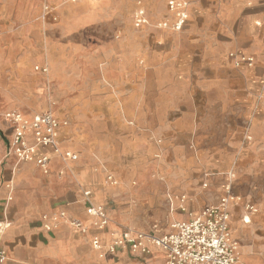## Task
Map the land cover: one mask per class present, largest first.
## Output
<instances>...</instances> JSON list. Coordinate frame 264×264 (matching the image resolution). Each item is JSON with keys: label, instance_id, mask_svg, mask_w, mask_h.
Masks as SVG:
<instances>
[{"label": "crops", "instance_id": "1", "mask_svg": "<svg viewBox=\"0 0 264 264\" xmlns=\"http://www.w3.org/2000/svg\"><path fill=\"white\" fill-rule=\"evenodd\" d=\"M138 2L151 21L169 15L168 0H49L45 20L61 17L60 40L48 33L36 46L18 38L7 43L3 61L20 90L44 93L46 73L37 67L46 65L47 50L53 95L61 108L53 112L68 122L59 128L60 147L77 153L79 160L63 162L46 148L38 155L52 152L49 174L33 161L18 163L14 155L7 156L13 131L1 118L0 221L11 224L0 232V245L9 253L6 264H161L160 250L150 255L121 250L100 260L92 239L110 242L121 234L105 202L117 200L122 186L107 181V168L92 154L101 153L121 178L138 158L130 151L190 147L198 148V157L188 150L183 159L175 155L174 164L162 174L165 181L152 179L157 187L153 192L163 196L162 185L167 183L176 194L173 203L189 214L178 220H187L217 204L231 185L239 200L230 210V228L240 244L241 260L264 264V0H192L182 34H162L167 42L157 46L159 61L150 55L152 46L137 44L135 34L127 37L128 46L122 45L124 36L117 31ZM20 10L0 6V24L18 21ZM95 24L102 26V42L88 59L83 31ZM235 51L255 55V67L249 72L235 68L227 55ZM99 62L103 64L94 79L84 73L82 66L96 67ZM135 163L141 175L143 162ZM8 184L14 186L10 201ZM85 189L111 216L105 229L93 227L82 196ZM248 205L254 209L248 210ZM65 210L86 222L88 232L82 234L66 221L46 230L43 216Z\"/></svg>", "mask_w": 264, "mask_h": 264}, {"label": "built area", "instance_id": "2", "mask_svg": "<svg viewBox=\"0 0 264 264\" xmlns=\"http://www.w3.org/2000/svg\"><path fill=\"white\" fill-rule=\"evenodd\" d=\"M77 2L79 0H71ZM192 0H168L172 19L165 20L159 27H169L174 31H181L188 22ZM133 14V22L137 27L149 24V17L145 7L138 2ZM48 11L51 7L46 5ZM235 68L244 71L253 68L256 57L239 51L229 53ZM42 73H48V65L37 67ZM2 118L12 127L13 136L9 144L7 156L14 155L18 163L33 161L44 173L51 171L52 152L64 161L77 162L79 155L70 149L60 147L59 131L66 120H60L53 109L43 112L25 114L18 109H10L2 113ZM51 148L38 155L41 149ZM107 181L117 185L112 175ZM7 201L12 200L14 186L8 184ZM91 190L83 191V199L87 204V212L93 216V227L105 229L111 222L105 205L97 204L91 199ZM186 200L183 196L182 201ZM239 198L231 191V185L226 186L225 193L217 204L205 206L197 215L187 220H173L168 225L154 222L148 229L121 226V234L110 242H104L99 237L92 239V246L99 252L100 260L109 255H118L121 250H128L134 254L150 255L154 250L164 253L161 264H244L241 260V247L233 236L230 228L231 207L236 205ZM248 210L254 208L246 206ZM46 220V230H52L61 222H68L82 234L88 232L90 226L79 218L70 217L67 211H60L52 215L43 216ZM248 222V216L244 217ZM9 221H0V232L10 227ZM9 253L0 245V264H6Z\"/></svg>", "mask_w": 264, "mask_h": 264}, {"label": "rangeland", "instance_id": "3", "mask_svg": "<svg viewBox=\"0 0 264 264\" xmlns=\"http://www.w3.org/2000/svg\"><path fill=\"white\" fill-rule=\"evenodd\" d=\"M46 4H50L49 0H0V6L8 5L11 7L16 6L17 8H21L19 13L20 19L18 21H12L7 25L0 24V121L2 113L12 108L25 112H37L45 109H53V111L55 110L58 112V110L61 109L58 106V101L53 95L52 79L50 77L51 66L49 60H47L48 52L45 48L43 57H45L46 60L44 63L49 67V73L44 74V77H46L44 80L46 83L44 93L38 92L37 90H20L17 86L18 80L9 76L8 69L5 67L6 62L3 61L8 52L7 48L10 47L7 45L10 40L11 42H14V39L16 38L30 40L32 45L36 46L37 43L35 42L39 41V39L43 38L48 33H51L56 38H59L58 40H60V34L63 33V27L60 24L61 17L58 16L55 20L46 17L47 22H51V24L45 22ZM136 9L137 6L132 10L130 9V11L124 15V21L119 24V29L117 31L120 36H124L123 41L125 44L122 45L128 46L130 40L127 37L130 34H135V40L138 42L137 44L152 46L153 50L150 55L154 60L159 61L161 60V53L159 51V47L157 46H162L167 42H165L162 34H164L165 31L182 34L184 28L181 31H174L169 27H159L160 23L167 19H172L170 10L169 15L166 17H163L158 21L149 20V24L139 28L133 22V14ZM101 28L102 26L100 24H95L93 26H89L83 31L84 37L82 43L85 50L89 51L86 53V57L88 59H91L96 50L101 46ZM43 46L47 47L46 44ZM229 53L230 52H228L227 55L230 58ZM102 64L103 62H99L96 67H90L89 65L82 67H84V73L91 74L89 76L94 79L96 77V73L101 70ZM37 66L38 65L36 64L33 65L34 72L36 71ZM254 67L255 66H253V68ZM253 68L245 69V71L249 72ZM261 88L263 89L264 94V80L261 84ZM199 99L200 98H197L196 100ZM40 105H44V107H41ZM37 107H41L39 108L41 110H37ZM187 150L195 157H198V148L196 147L186 149L160 148L158 150L151 151H130V154L132 155L133 153H137L138 158L133 159L130 163L132 164V171L125 173L126 175L121 178L111 172L106 163V159L101 153L92 154V158L98 164L101 163L103 165V169L107 168L108 175H112L115 180H118V183L115 186H122L121 193L118 194L119 196L117 197V200L109 199L105 202L108 206L115 226L148 228L154 221L165 223L170 220L183 219L189 216V214L186 213L187 211L182 212L178 209L181 206L180 203H173L174 200H177L176 194L172 193V190L167 186L166 182V184L162 185L164 195L159 197L155 195V191L153 192V188L156 190L157 187L153 186L154 184L152 181L153 178H158L164 182L165 179L162 174L166 171V169L174 164L172 162L174 160V156L179 155L180 159H183V157L187 154ZM135 162H137V165H139V162H143V164L141 163L143 169V173L141 175H137L135 172L137 168ZM108 175H106V179ZM126 177L130 180L128 183L123 180ZM202 185L204 187L205 180L202 182ZM179 196L181 197L182 195ZM114 206H116V212L113 211Z\"/></svg>", "mask_w": 264, "mask_h": 264}]
</instances>
